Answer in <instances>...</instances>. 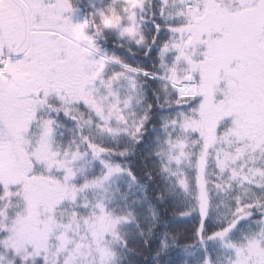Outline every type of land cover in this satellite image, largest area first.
Returning <instances> with one entry per match:
<instances>
[{
  "label": "snow or ice",
  "instance_id": "1",
  "mask_svg": "<svg viewBox=\"0 0 264 264\" xmlns=\"http://www.w3.org/2000/svg\"><path fill=\"white\" fill-rule=\"evenodd\" d=\"M0 264H264V0H0Z\"/></svg>",
  "mask_w": 264,
  "mask_h": 264
}]
</instances>
